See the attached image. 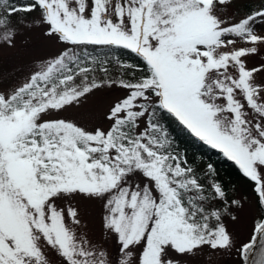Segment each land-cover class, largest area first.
<instances>
[{
  "label": "snow or ice",
  "instance_id": "1",
  "mask_svg": "<svg viewBox=\"0 0 264 264\" xmlns=\"http://www.w3.org/2000/svg\"><path fill=\"white\" fill-rule=\"evenodd\" d=\"M241 3L0 0V54L32 30L56 48L0 79V264H190L234 247L264 264V57L247 63L264 46V0ZM113 88L97 120L89 97ZM166 119L248 191L189 164ZM84 204L100 207L99 240ZM243 219L251 238L236 247L229 224Z\"/></svg>",
  "mask_w": 264,
  "mask_h": 264
},
{
  "label": "rangeland",
  "instance_id": "2",
  "mask_svg": "<svg viewBox=\"0 0 264 264\" xmlns=\"http://www.w3.org/2000/svg\"><path fill=\"white\" fill-rule=\"evenodd\" d=\"M261 0H242L239 6L242 10L247 11L253 7L258 6ZM258 30L264 31V25H257ZM242 46V45H241ZM56 51L48 41L41 38L39 30L24 31L16 38L15 49H5L0 54V79L6 84L18 82L27 72L28 68L32 65L34 60L52 55ZM264 57V46L260 48L259 56H251L248 58V67L258 66L261 63V58ZM258 79H264V74H261ZM119 89H103L95 92L91 97L87 107L99 120L101 113L107 108L116 96L121 95ZM189 164L196 165L198 158L187 155ZM207 163H200L195 166L197 170L206 168ZM218 179H220L226 186H236L238 192H247L245 184L240 177H232L229 180L225 179L223 171L218 172ZM226 181V183L224 182ZM80 218L83 224L86 225V230L90 235L94 236L97 240L101 239L100 231V215L101 210L98 204H84L80 206ZM255 214V210L252 211ZM229 231L232 232L233 238L236 242V247H239L241 242H248L251 238V228L248 219H243L241 223L236 225L229 224ZM109 253L112 257L116 258V247L113 243L109 242L107 245ZM50 259L55 264L56 257L54 254H49ZM210 256V258H209ZM190 264H243L242 260L236 253V248L232 250H221L219 252L209 253L208 249L204 250L203 255H199L190 261Z\"/></svg>",
  "mask_w": 264,
  "mask_h": 264
},
{
  "label": "trees",
  "instance_id": "3",
  "mask_svg": "<svg viewBox=\"0 0 264 264\" xmlns=\"http://www.w3.org/2000/svg\"><path fill=\"white\" fill-rule=\"evenodd\" d=\"M119 55L122 60L137 62L135 57L124 50H120ZM165 123L168 124L169 131L175 139L176 144L179 146V150L199 159L196 161L198 164L195 166L200 163H212L216 167V170L218 168V172L223 171L226 180H229L232 177H240L235 165L232 162L227 161L226 158H223L217 150L210 149L203 145L202 142L196 141L190 135L177 128L175 124L169 123L167 119L165 120ZM224 182L226 183V181Z\"/></svg>",
  "mask_w": 264,
  "mask_h": 264
}]
</instances>
